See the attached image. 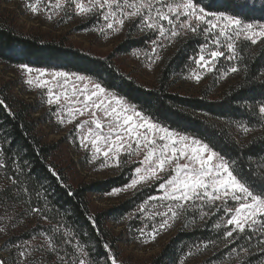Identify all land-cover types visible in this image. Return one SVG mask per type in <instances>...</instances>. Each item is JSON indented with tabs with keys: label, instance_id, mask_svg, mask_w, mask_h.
I'll return each mask as SVG.
<instances>
[{
	"label": "trees",
	"instance_id": "obj_1",
	"mask_svg": "<svg viewBox=\"0 0 264 264\" xmlns=\"http://www.w3.org/2000/svg\"><path fill=\"white\" fill-rule=\"evenodd\" d=\"M197 2L207 12H224L237 15L245 22L264 23V0ZM144 42V35L126 39L112 52L100 55L69 44L65 38L50 40L22 32L0 16L2 62L64 70L90 77L134 104L137 110L154 122L178 133L210 142L226 158L238 162L241 176L246 179L257 178V191L264 188V184L259 183L264 180V119L259 116L257 108L260 102H264V43L252 45L243 41L239 45L242 75L235 83L212 96L206 91L196 94L177 87L178 78L189 70L192 58L202 45L197 36L179 43L163 64L154 86L140 82L116 62L118 55L145 47ZM0 100H4L7 105L0 106V147L7 153H0V159H5L9 165L7 169H0V206L9 207L7 212H0V221L16 218V226L20 228L9 240L11 246L13 243L30 240L33 236L46 238L53 235L58 238L60 234L53 233V227L67 224L80 234L78 239L81 242L93 249V258H102L101 264L107 257L104 243L110 245L118 261L120 239L113 224L131 213L155 191L146 189V193L138 192L118 205L93 209L90 195H102L125 186L131 174L123 172L105 180L70 184L52 159L58 144L45 140L40 131L41 118L34 115L31 103L5 93H0ZM241 125L251 130L245 133ZM21 148L24 152L20 155L30 161L31 176L20 175L18 172L16 175L19 176L22 189L28 188L31 195L22 189L18 192L7 178L15 168L11 158L15 157L19 161L16 153ZM53 171L57 175H53ZM41 185L48 190L47 202L36 198L38 191H44ZM32 206L44 208V215L48 219L33 214L30 210ZM223 221L226 218L215 213L189 229L181 228L152 257L150 264H260L264 261V247L257 246L255 238L250 246L244 238L235 243L226 241L223 233L230 226L226 227ZM217 224H221V227L217 228ZM241 246L249 247V251L239 252ZM11 251L6 250V254L9 253L13 260ZM3 255L4 248L0 245V259H4Z\"/></svg>",
	"mask_w": 264,
	"mask_h": 264
},
{
	"label": "snow or ice",
	"instance_id": "obj_2",
	"mask_svg": "<svg viewBox=\"0 0 264 264\" xmlns=\"http://www.w3.org/2000/svg\"><path fill=\"white\" fill-rule=\"evenodd\" d=\"M41 3L42 0H29L25 7L36 14ZM45 12L48 19L52 18L53 12H63L68 18H71V13L97 16L105 22L101 32L106 29L120 31L126 21L135 22L141 31L156 34L157 38L151 41L153 52L156 47L164 46L165 39L170 43L181 32H202L206 39L198 58L194 59L197 70L192 73L197 82L202 79L200 70L217 71L216 63L220 58L238 60L237 47L241 38L252 45L264 43V25L246 23L237 15L224 12L209 13L197 0H55V3L49 0ZM210 47L213 50L209 51ZM221 49H226L227 55ZM20 67L28 74L26 84L46 90V102L57 106L55 115L60 123H64L65 116L68 123H73L78 117H87L75 127L80 133V146L87 148L91 145L93 159L100 155L104 157L105 164L112 160L119 167L122 156L131 159L142 154L139 166L133 169L130 183L124 186V189H137L138 186L158 182L160 194L147 197L138 212L160 220L158 225H152L151 232L141 229L142 237L155 239L159 231L171 227L170 221L176 220L188 208L215 206L227 217L222 223L230 226L223 233L226 241L235 243L244 238L250 246L255 238L257 246L264 247V188L257 191V178L241 176L236 160L226 158L210 142L182 135L154 122L134 104L90 77L62 71L48 73L27 65ZM238 71L239 67L233 64L224 75ZM0 106L7 107L4 100H0ZM257 108L259 116L264 119V102H260ZM241 127L245 133L251 130L248 126ZM21 152H24L22 148L16 153L19 161L11 158L15 168L7 177L18 192L22 185L16 173L31 176L30 161L24 159ZM0 153L7 155L3 147H0ZM7 168V161L0 159V169ZM53 175L57 174L53 171ZM259 183L264 184V180ZM41 187L44 191H38L36 198L47 202L48 190L44 185ZM124 189L113 191L118 193ZM22 190L31 195L28 188ZM150 202L155 203L150 205ZM149 205L150 208L147 207ZM30 210L48 219L44 208L32 206ZM216 227H221V224ZM52 232L59 233V237L48 235L44 244H37L36 236L29 241L13 243L10 252L13 264H34L31 259L34 250L55 254V264H101L102 258H93V249L78 239L80 234L71 226L56 225ZM7 243L11 241L6 242L5 247ZM103 247L107 250L103 264H118L110 245L104 243ZM248 251L246 246L239 249L243 253ZM0 264H7V261L0 259Z\"/></svg>",
	"mask_w": 264,
	"mask_h": 264
},
{
	"label": "rangeland",
	"instance_id": "obj_3",
	"mask_svg": "<svg viewBox=\"0 0 264 264\" xmlns=\"http://www.w3.org/2000/svg\"><path fill=\"white\" fill-rule=\"evenodd\" d=\"M28 2L29 0H0V16L22 32L40 35L50 40L65 38L69 44H74L96 54L106 55L126 39H134L140 35H144L145 47L133 49L126 54L118 55L116 62L124 71L131 73L140 82L149 86L157 84L163 64L174 53L180 42L189 37L197 36L203 45L206 39L205 34L202 32H187L186 34L181 32L178 37L172 38L170 43L165 39L163 41L164 46L156 47L155 52H153L154 46L151 41L157 38L156 34L152 31H141L135 22L126 21L120 31L106 29L104 32H101L100 28L104 27L105 22L97 16H81L71 13V18H68L63 12H59L58 14L53 12L52 18L48 19L45 8L49 4V0H42L40 11L36 14H33L25 7ZM51 2L55 3V0H51ZM49 11L53 10L49 9ZM246 23H253L257 26L264 25V23L258 22ZM243 41V38H241L238 43V60L228 61L225 57L220 58L216 63L217 71L207 72L200 70L202 72V79L197 82L192 73L193 70H197L194 59L198 58L200 54L199 50L202 45L199 46L197 54L192 58L189 70L178 78V89L196 94L206 91L213 96L217 95L227 85L235 83L243 73L238 54L239 45ZM210 50L213 49L210 47ZM221 50H224L227 55L226 49ZM233 64L239 67V71L237 73L228 72L227 75H224L226 69ZM20 66L0 60V93L16 96L21 100L31 103L32 109L35 112L34 115L41 118L40 131L44 135L45 140L58 144V150L52 159L54 164L58 166V169H61L67 176L70 184L78 185L84 182L105 180L120 175L123 172L131 174L132 177L133 169L139 166L138 161L142 159V154L140 156H133L131 159L126 155L122 156L119 167L112 160L107 161L105 164L104 157L100 155L96 159H93L91 145L89 144L87 148L80 146V133L75 127L76 123L87 117H78L73 123H68L65 116L64 123H60L55 115L57 106L48 105L46 102V90L37 89L34 85L30 86L26 84L25 81L28 78V74ZM31 68L34 70L43 69ZM43 70L48 73L54 71L67 72L54 69ZM53 170L56 171L57 169ZM157 183L138 186L137 189H124V186H122L119 189L124 190L118 193L113 191L118 188H114L102 195H90L91 206L93 209L112 207L132 198L138 192L146 193V189H148L147 191H155V194L152 196L159 195ZM142 203L136 206L131 213L123 216L117 223L113 224L115 233L118 234L120 239L117 251L119 264H150L152 257L181 228L189 229L215 213L222 214L227 219L224 213L218 211L215 206H205L203 209L188 208L176 220L170 221L171 227L159 231L155 239H151L142 237L140 234L141 229L145 232H151L152 225L154 223L158 225L160 218L155 217V219H152L147 214L139 213L138 208ZM151 203L155 202H150V205ZM150 205L147 207L150 208ZM8 209L9 207L7 206H0L1 213L7 212ZM20 218L24 219V217ZM16 223V218L0 221V229H4L3 232H0V245L4 248V255L2 257L7 260V264L13 263L9 253L6 254V250L11 251L13 246L10 243H7L6 247L5 245L11 239L13 233L20 231ZM45 240V237H37L36 243L44 244ZM31 259L34 261V264H55L56 262L55 254L46 251L34 250ZM260 264H264V261Z\"/></svg>",
	"mask_w": 264,
	"mask_h": 264
}]
</instances>
